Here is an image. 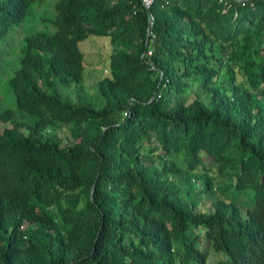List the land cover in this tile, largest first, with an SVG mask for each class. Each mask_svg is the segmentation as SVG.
Masks as SVG:
<instances>
[{"label": "trees", "instance_id": "trees-1", "mask_svg": "<svg viewBox=\"0 0 264 264\" xmlns=\"http://www.w3.org/2000/svg\"><path fill=\"white\" fill-rule=\"evenodd\" d=\"M42 1L0 0V78L21 53L3 62L5 38ZM56 10L9 81L38 121L0 133V264H264V0ZM91 37L108 50L101 109L49 93L84 83Z\"/></svg>", "mask_w": 264, "mask_h": 264}, {"label": "rangeland", "instance_id": "rangeland-1", "mask_svg": "<svg viewBox=\"0 0 264 264\" xmlns=\"http://www.w3.org/2000/svg\"><path fill=\"white\" fill-rule=\"evenodd\" d=\"M59 1L60 0H43L41 3L34 5L33 16L30 19L28 17L20 25L12 28L5 38L7 41L2 44L3 62L5 60L14 62L19 52L20 45L21 53L16 65L11 64L12 68H10V70L8 67L2 65V77L0 78V133H2L5 128L11 127L15 119L29 126L38 121V117L23 112L17 107L15 95L9 86V81L13 73L19 67L25 37L31 33L44 32L49 35L55 33L56 28L50 23L56 18V5ZM80 46L85 54L86 62L84 83L82 85H72L70 87L58 85L56 87H51L49 93L61 97L68 103L101 109L105 106V100L100 95L98 83L106 75L105 71L109 69L106 40L100 37H91L87 41L82 42ZM8 110L13 111V119L4 120L2 115ZM25 131L27 132V130ZM224 191L228 194L227 190ZM221 194L223 193L221 192ZM246 200V198H240L241 202ZM200 243L203 248H207L208 242L206 239L202 240ZM208 253L210 256L209 264H216L218 261L225 259L222 254H216L211 250H208Z\"/></svg>", "mask_w": 264, "mask_h": 264}, {"label": "built area", "instance_id": "built-area-1", "mask_svg": "<svg viewBox=\"0 0 264 264\" xmlns=\"http://www.w3.org/2000/svg\"><path fill=\"white\" fill-rule=\"evenodd\" d=\"M156 1L157 0H141L142 6L145 7L149 11L153 8ZM238 1L240 3L248 2V0H238ZM235 16L237 17V12H236ZM154 25H155V17L152 13H149V16H148V33H149L150 37H153V40L155 39V35L153 33ZM148 54L151 55L152 52L150 51ZM160 97H161V95H159V98Z\"/></svg>", "mask_w": 264, "mask_h": 264}, {"label": "clouds", "instance_id": "clouds-1", "mask_svg": "<svg viewBox=\"0 0 264 264\" xmlns=\"http://www.w3.org/2000/svg\"><path fill=\"white\" fill-rule=\"evenodd\" d=\"M147 38H149V43H148V45L150 44V40H151L152 42H154L155 39H156V37H155L154 40H153V37H150V35H149V33H148V28H147ZM148 45H147V46H148ZM150 51L152 52L151 55L148 54ZM148 53H147V57L150 58V57L153 55V51L150 49V50L148 51ZM143 57H144V56H143ZM150 64L153 65L152 62H150ZM154 69H155V67H154ZM105 73H107V70L105 71ZM159 95H161V93L158 94L156 97L159 98ZM154 97H155V96H154ZM161 97H162V95H161ZM161 97H160V98H161ZM160 98H159V99H160ZM124 116H129V115H128V112H125V113H124ZM22 123H23V122H22ZM24 125H26V124H24ZM26 126H29V125H26ZM92 192H93V191H92ZM241 196H242V195H241ZM241 196H240V198H241ZM92 198H93V195H92ZM250 208H252V206H251ZM246 211H247V210H246ZM246 211H245L244 213H246Z\"/></svg>", "mask_w": 264, "mask_h": 264}, {"label": "water", "instance_id": "water-1", "mask_svg": "<svg viewBox=\"0 0 264 264\" xmlns=\"http://www.w3.org/2000/svg\"><path fill=\"white\" fill-rule=\"evenodd\" d=\"M148 43H149V38H147V40H146V44L147 45H148ZM154 100H155V97H152L151 100H150V102H152ZM92 195H93V192H91V198H92Z\"/></svg>", "mask_w": 264, "mask_h": 264}]
</instances>
